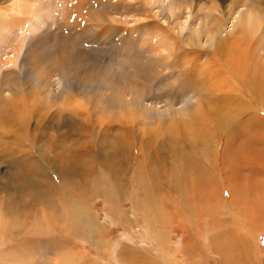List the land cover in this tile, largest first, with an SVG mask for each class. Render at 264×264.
<instances>
[{
  "label": "rangeland",
  "instance_id": "rangeland-1",
  "mask_svg": "<svg viewBox=\"0 0 264 264\" xmlns=\"http://www.w3.org/2000/svg\"><path fill=\"white\" fill-rule=\"evenodd\" d=\"M164 1L173 12L149 0H0V264H239L246 244V263L264 264V230L248 235L264 219V194L239 189L264 183V111L246 97L253 110L235 118L245 130L230 137L221 114L232 119L242 102L213 99L211 112L205 96L216 25L223 57L236 35L240 53L252 45L264 62V0ZM250 12L261 27L246 40L238 30ZM175 45L181 57L168 68ZM220 83L242 87L227 75ZM250 141L261 161L233 166L235 174L228 142L238 160ZM72 150L81 159L59 158ZM193 156L216 169L196 175ZM107 161L124 169L114 182ZM75 196L96 235L73 234L63 199ZM110 200L128 219L110 222ZM148 227L162 242L146 238Z\"/></svg>",
  "mask_w": 264,
  "mask_h": 264
},
{
  "label": "bare ground",
  "instance_id": "bare-ground-1",
  "mask_svg": "<svg viewBox=\"0 0 264 264\" xmlns=\"http://www.w3.org/2000/svg\"><path fill=\"white\" fill-rule=\"evenodd\" d=\"M150 2V5L152 6H156V5H160L161 9L164 10L165 7H168L169 8V11H174V9L171 7L173 2L171 3H168L166 4V1L164 0H149ZM174 7V6H173ZM166 8V9H168ZM177 8V7H176ZM165 9V10H166ZM164 10V11H165ZM178 11V9H175ZM252 11V10H251ZM162 13H165V12H162ZM253 13V12H252ZM250 12V15L248 14L247 15V22L241 20V25L239 27V33L242 34V37L243 39H250L254 34H256L257 30L261 27V23H257V18H255L254 14H252ZM254 16H252V15ZM222 26V25H221ZM221 26L219 25H216V27L214 28V31H209V34L207 32V37L209 38V41L211 42L213 49H211V52L213 53V56H214V60L211 61L212 63H210V78L211 80L214 82L212 83V87L209 88L208 91H205V96L207 95L208 97V108L211 112H214V107L212 106V104L210 103L213 99H215L217 101V103L219 105H224V104H229L231 106H233L234 103H237L238 105H242V107L240 108H236L233 110V116H232V119H231V112H223L221 114V118H220V124H221V130H220V133H224V134H227L229 135L230 137H235V138H239L240 135L239 133L240 132H243L245 130V126H246V121H244L243 123L241 124H238L237 120L235 118H237L238 116H244L246 113H250V111H252L253 109H249L247 104L245 103L244 99L246 97L250 98L251 100H254L255 103H256V106L258 107V110L259 112L261 111H264V103L263 105H261L260 103L256 102V101H260L261 98H264V62L262 61V57H261V53L260 51L258 50L256 52V49L255 51H252L249 47H247L246 49L244 48V51L245 54L243 53H240L239 49L240 46H239V39H237V36H232L234 37V39L232 40V42L228 45L229 49L226 53V57H223V49L224 47L226 46L224 43H217L216 41V36L219 35V33L221 32L222 28ZM200 32V31H199ZM201 33V32H200ZM206 33V32H205ZM258 33V32H257ZM196 35V34H195ZM200 35V34H199ZM202 35V34H201ZM259 35V34H257ZM221 36V35H220ZM264 36V30H262L261 34H260V37L262 39V37ZM218 37V36H217ZM222 37V36H221ZM258 37V36H257ZM256 37V39H257ZM169 39L172 40L171 36H169ZM231 39V38H229ZM225 40V39H224ZM223 40V41H224ZM227 40V39H226ZM225 40V41H226ZM248 43V41H246ZM214 41H215V44H214ZM167 42V41H166ZM165 42V43H166ZM171 42V41H169ZM221 42V41H220ZM244 42V43H245ZM259 42V40L257 41ZM226 43V42H225ZM261 43V42H260ZM168 44V43H167ZM166 44V46H167ZM227 44V43H226ZM258 44V43H257ZM165 45V44H164ZM170 45V44H169ZM187 45L189 46H198L196 40H190ZM259 45V44H258ZM257 45V46H258ZM172 46V44H171ZM263 48V47H262ZM180 47H177L175 45V48L173 50V48L171 49V52L169 54V58L165 59L164 62L168 63L169 59L172 57L174 60L172 62H170L168 64V68L171 66V65H176L178 64L179 60H180V57H181V53L179 51ZM209 49V48H208ZM251 53L253 54V58L251 57H247L248 54L251 55ZM249 55V56H250ZM252 56V55H251ZM165 65V63L163 64ZM225 66V67H224ZM224 67V69H223ZM227 75L230 77V81L234 79V77L240 81V85L242 86L241 88L237 86L233 87L232 89H230V91L228 92L226 90V88H222V87H218L220 85H222V83H220V81L222 80V78ZM188 84V83H187ZM196 84L198 85V81H196ZM231 85H234L233 83ZM206 87V85H204ZM191 89L195 88V85H190ZM188 91L191 90L190 88H187ZM207 89V87H206ZM205 89V90H206ZM204 90V89H203ZM187 91V92H188ZM217 92L220 93L222 96L224 97H227V99H224L222 97H220L219 95H217ZM237 93L238 96H235L233 98H231L230 94L231 93ZM139 96V95H138ZM140 99H142L140 97ZM140 102V101H139ZM238 102H242V103H238ZM123 103V102H122ZM255 103L253 106H255ZM22 105V104H21ZM127 105V104H126ZM237 105V106H238ZM130 106V105H129ZM256 107V108H257ZM224 109V108H222ZM254 113V112H253ZM258 113V112H257ZM200 117H206V113L204 112H201L200 111ZM252 117V116H251ZM260 117V116H258ZM239 119V118H238ZM237 122H236V121ZM264 123V122H263ZM34 135V134H33ZM32 136V135H31ZM263 135L258 139V142L259 144L263 143ZM254 141V140H253ZM251 142V141H250ZM252 143V142H251ZM130 144V143H129ZM260 144V145H261ZM257 145V144H256ZM228 147L230 149H227V151H225V155H228L226 157V163H229L231 162L232 164V169L234 171V173L236 174V171L235 169H239V167H241L240 165L243 164V163H250V162H254V163H257L261 161V154L259 152H257V150H255L253 148V143L251 145V149H250V152L248 153L247 156H243L242 157H239L238 160H236V155H235V150H232V147L233 144L231 142H228ZM33 152V150H32ZM76 150H72L69 154L67 155H60V159H62L63 161L65 162H71V161H78L79 159H81V155L80 154H77L75 153ZM121 155V154H120ZM93 156V155H92ZM91 156V157H92ZM207 156V155H206ZM90 157V156H89ZM115 157V156H114ZM204 157V156H203ZM210 157V156H209ZM193 159L196 163V166L193 168V171L196 172V175L198 176H201V177H206V176H209L210 175V170H215V169H212L214 167H209V163H207V161H202L200 162L196 157L193 156ZM209 161H210V158H208ZM27 160H32L31 159H28ZM36 160V159H35ZM203 160V158L201 159ZM206 160V158H205ZM38 161V160H37ZM103 161V160H102ZM212 161V160H211ZM210 161V163H211ZM33 162V161H32ZM31 162V163H32ZM36 162V161H35ZM39 162V161H38ZM41 163V162H40ZM105 163V162H104ZM217 163V162H216ZM213 164V162L211 163ZM24 165V164H23ZM105 165L108 167V171L106 169V174L108 176V174H111L112 176V182H114L115 178H118V176H116L117 174H120V171H123L124 169L120 166L118 167H115V163H110V162H106ZM124 165V163H123ZM215 165V164H214ZM259 165V164H258ZM32 166V165H31ZM33 166H35L33 164ZM39 167V165H37ZM36 166V167H37ZM212 166V165H211ZM237 166V168H233ZM264 166V165H263ZM37 167V168H38ZM216 167V166H215ZM219 168V167H218ZM33 169V168H31ZM39 169V168H38ZM258 169V168H257ZM32 171V170H31ZM219 171V169H218ZM38 173V172H37ZM35 172V174H37ZM132 173V175L135 174V172H130ZM220 173V172H219ZM138 174V173H137ZM136 174V175H137ZM234 174V176H235ZM41 175V174H40ZM221 176V175H220ZM37 177V175H36ZM133 177V176H132ZM50 179V178H49ZM138 179V178H137ZM140 179V178H139ZM35 182L37 183V180H35ZM257 183V182H256ZM45 191H48V192H55L56 193V186L53 184V185H50L49 184H42L41 185ZM39 187V186H38ZM139 188V187H138ZM145 188V187H144ZM15 191L16 194H20V189L21 187L20 186H16L15 188H13ZM238 189V188H237ZM240 190L242 191H245V193H249L252 195L251 193V190H253L255 192V194L257 193L258 195H262L264 194V183H257V184H253V183H247L245 186H242L240 185L239 187ZM59 190V189H58ZM236 191V190H235ZM58 193L60 191H57ZM73 192V191H71ZM134 193V192H132ZM142 193V192H141ZM70 194V193H69ZM205 194V193H203ZM207 194V193H206ZM134 195V194H133ZM209 194H207L208 196ZM32 196V195H31ZM30 196V197H31ZM63 196V194H62ZM73 196H74V193H73ZM23 197V196H22ZM21 197V198H22ZM35 197V196H34ZM14 197L10 198L12 201ZM77 200H76V199ZM75 198H72L70 201L68 198H64L63 202L65 205L68 206V208L70 209V214L74 220V229H73V234H79V235H86L87 233V237L88 236H93V235H96V231L97 229L93 226L92 222L89 220V216H88V213L86 211V209H84V204L85 202H83V199H84V196H75ZM135 198V197H134ZM15 199V198H14ZM30 199V198H29ZM90 199V198H89ZM258 199V198H257ZM16 201V200H15ZM18 203V202H17ZM110 203V210H108V213H110V216H112V218L109 217L110 219V222H115L117 220H125L126 218L128 219V214L124 213L123 209H118V208H114V205H111V200L109 201ZM141 204V203H140ZM9 205V204H8ZM15 205V204H14ZM137 210L140 208L139 207V204L135 205ZM10 207H14L13 205H11L10 203ZM264 207V206H263ZM17 211H18V208H16ZM149 209V208H148ZM146 207H145V211L148 210ZM7 210V209H6ZM136 210V209H135ZM136 210V211H137ZM144 211V210H143ZM144 211V212H145ZM127 212V211H126ZM138 213H134V215H137ZM138 215H141L138 214ZM131 218V217H129ZM59 219V218H58ZM109 219H107V221H109ZM148 219V218H147ZM128 221V220H127ZM127 221H125V223L127 224H132L133 221L131 220V223H128ZM2 220H0V224L1 226H3L2 224ZM149 222V221H148ZM146 221V225L148 223ZM79 224H81V226H79ZM0 226V227H1ZM83 227V228H82ZM147 227V226H146ZM146 230V238L148 239H152L151 237L154 236V240H155V243H160L162 242V234H160L158 232V230L156 229H152L150 227L148 228H145ZM251 233L248 234L251 238H252V241H255L256 236L258 234L259 231L261 230H264V219L262 220V222L258 223L255 227H252L251 228ZM44 230V229H43ZM4 234V233H3ZM220 236V235H219ZM219 237H217L218 239ZM222 238V237H220ZM219 238V239H220ZM224 240V239H223ZM246 243V242H245ZM247 243L248 240H247ZM251 244V242L249 243ZM222 245V244H221ZM254 245V243L252 244ZM158 246V245H157ZM224 246V245H222ZM221 248H226V246L222 247ZM246 246V249L245 251L242 250L243 252V257L242 258V261H240L239 264H247L246 263V260H250V250L252 249V246H247V244L245 245ZM64 250V249H60L58 248V252L61 253V251ZM218 251H220V249H218ZM15 252V251H14ZM70 256V255H69ZM3 257V256H2ZM5 257V255H4ZM73 257V256H72ZM1 258V257H0ZM3 259V258H2ZM81 259L82 258H78L77 260H75L74 262L78 263H82L81 262ZM1 261V259H0ZM169 261L170 260H167L168 264H169ZM73 262V260H72ZM248 262V261H247ZM159 263V262H158ZM170 263H172V261H170Z\"/></svg>",
  "mask_w": 264,
  "mask_h": 264
}]
</instances>
